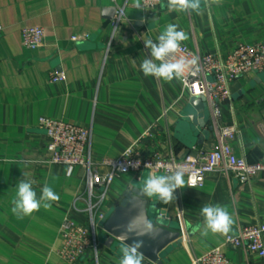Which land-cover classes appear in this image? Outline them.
I'll return each mask as SVG.
<instances>
[{"label": "crops", "instance_id": "0c3cea01", "mask_svg": "<svg viewBox=\"0 0 264 264\" xmlns=\"http://www.w3.org/2000/svg\"><path fill=\"white\" fill-rule=\"evenodd\" d=\"M135 2L116 0L125 18L113 31L112 0H0V264H66L56 254L60 223L63 218L86 221L84 169L50 161L40 117L90 127L91 158L100 172L108 169L103 159L120 156L136 140L142 157L172 153L181 158L217 146L214 130L204 134L212 123L209 112L196 135L180 128L192 115L187 116L190 97L179 79L143 74L142 61L153 59L145 40L158 43L166 26L176 24L188 36L182 44L199 54L224 57L240 43L264 44V0H204L200 9L185 11H170L163 0L151 12ZM30 26L44 29L42 46L22 45L20 31ZM54 71H63L65 80L51 82ZM229 89L217 124L234 127L235 156L256 162L264 156V70L237 76ZM149 174L116 175L102 213L107 215L129 185ZM21 179L32 181L37 197L47 183L60 199L51 209L17 218L11 201ZM183 179L185 186L175 190L172 202L150 198L155 218L168 230L181 231V243L168 248L161 264H191L192 255L222 244L226 235L201 236L200 210L206 204L227 207L234 220L227 235L264 222V172L240 183L216 171L205 176L202 187H189ZM98 234L99 264H119L122 243L113 239L107 245L109 235L100 226ZM225 251L229 264H264V258L241 247ZM74 264H92L91 257Z\"/></svg>", "mask_w": 264, "mask_h": 264}, {"label": "built area", "instance_id": "2783aa9c", "mask_svg": "<svg viewBox=\"0 0 264 264\" xmlns=\"http://www.w3.org/2000/svg\"><path fill=\"white\" fill-rule=\"evenodd\" d=\"M112 20L113 31L125 18L123 6L116 4ZM163 0H140L142 10L151 12ZM0 26V31H1ZM45 31L39 26L24 27L20 39L27 48L40 47L44 44ZM72 40L78 36H72ZM176 58L195 59L183 77L179 79L181 89L189 97H202L210 114L213 130L218 138L217 146L211 150H199L195 154L187 153L177 158L172 153L162 158L157 153L142 157L136 150L138 140L127 147L120 156L101 161L108 169L100 172L91 158L90 145L92 129L62 120L40 117L38 123L48 140L47 150L52 163L61 164L69 169L78 166L84 169L87 200L83 208L85 223L78 224L63 218L59 226L60 246L56 254L66 264L91 257L92 264H99L98 221L105 215L102 207L106 201L107 191L116 175L127 173L139 174L142 170L151 173L166 174L180 167L184 170L189 187H202L205 176L222 171L232 174L240 183L249 182L257 173L264 172V156L249 163L243 157L234 155L230 140L235 135L234 127L219 126L220 105L230 96V83L237 76L247 72L264 70V44L240 43L224 57L213 54H199L186 44L176 54ZM172 56L166 58L171 60ZM51 82L63 81V71H54ZM75 207V206H74ZM180 218V216H179ZM101 228V227H100ZM181 232V231H180ZM241 247L246 252L264 258V222L243 226L235 235H226L220 246L209 252L192 255L191 264H229L226 248Z\"/></svg>", "mask_w": 264, "mask_h": 264}, {"label": "clouds", "instance_id": "9594fccd", "mask_svg": "<svg viewBox=\"0 0 264 264\" xmlns=\"http://www.w3.org/2000/svg\"><path fill=\"white\" fill-rule=\"evenodd\" d=\"M203 2L204 0H168V8L170 11L173 9L176 11L198 10ZM216 2L219 3V0ZM135 7H141L140 0H136ZM177 29L178 25L168 24L157 37L158 43H154L151 39L145 40V46L151 50L153 58L151 60L145 58L141 63V71L145 76L170 82L174 78H182L191 65H196L195 59L186 60L184 57L176 58L173 55L179 51L181 43L188 39L184 31ZM169 56H172V59L166 60ZM183 176L184 170L180 167L166 174L151 173L143 181L142 193L148 198L156 197L162 203L168 204L175 199V190L185 186ZM59 199V195L47 183L42 188L40 196L37 197L32 181L21 179L16 185L15 195L11 201L13 205L11 212L17 218L22 219L24 216L39 211L41 207L45 210L51 209L52 202ZM200 212L204 217L201 236L207 237L209 232L223 235L230 232L234 220L226 206L206 204ZM155 232V224L151 220H145L143 214H140L124 226L122 239L126 241L129 234L153 236ZM143 245L142 239L134 240L131 244L122 243L119 264H143L144 253L139 251Z\"/></svg>", "mask_w": 264, "mask_h": 264}, {"label": "water", "instance_id": "95a60500", "mask_svg": "<svg viewBox=\"0 0 264 264\" xmlns=\"http://www.w3.org/2000/svg\"><path fill=\"white\" fill-rule=\"evenodd\" d=\"M113 11H115L113 9ZM187 109V116L192 115L191 121L184 120L183 126L180 128L196 135L197 128H203L209 120L207 106L202 97H190ZM188 119V118H187ZM213 130L212 123L207 126L204 134ZM142 179H138L132 185H129L122 193L121 200L111 208L109 213L105 215L98 225L109 235L106 244L110 245L113 239L121 243L131 244L134 240L142 239L144 245L139 251L144 253L143 264H161L160 258L173 244L181 243V232L170 231L165 228L161 222L155 218L153 206L150 198L142 193ZM143 214L145 220H151L156 226V232L153 236L129 234V238L125 241L122 239L124 226L130 220Z\"/></svg>", "mask_w": 264, "mask_h": 264}, {"label": "rangeland", "instance_id": "374dc122", "mask_svg": "<svg viewBox=\"0 0 264 264\" xmlns=\"http://www.w3.org/2000/svg\"><path fill=\"white\" fill-rule=\"evenodd\" d=\"M98 240H99V244H101L102 238L100 237V235L98 236Z\"/></svg>", "mask_w": 264, "mask_h": 264}]
</instances>
